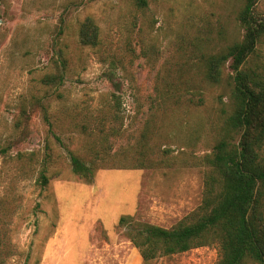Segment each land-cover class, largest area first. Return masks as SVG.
<instances>
[{"label":"rangeland","instance_id":"1","mask_svg":"<svg viewBox=\"0 0 264 264\" xmlns=\"http://www.w3.org/2000/svg\"><path fill=\"white\" fill-rule=\"evenodd\" d=\"M244 2H0V264H144L121 216L171 228L199 208L232 75L228 64L211 83L203 58L243 38ZM255 12L264 16V0ZM87 17L100 27L95 47L80 42ZM257 64L264 73V39ZM146 135L156 167L100 168L92 182L72 171L71 153L90 161L93 145L124 152ZM219 257L211 244L152 264Z\"/></svg>","mask_w":264,"mask_h":264},{"label":"trees","instance_id":"2","mask_svg":"<svg viewBox=\"0 0 264 264\" xmlns=\"http://www.w3.org/2000/svg\"><path fill=\"white\" fill-rule=\"evenodd\" d=\"M2 0H0L1 2ZM258 0H245L238 15L245 33L240 41L219 53L203 58L204 77L221 83L226 66L232 69L229 114L211 153L204 157L203 200L187 219L171 228L124 215L119 227L139 250L144 264L161 257L217 244L216 264H264V73L261 65L248 66L264 39V16L255 12ZM80 42L95 47L100 43V27L92 17L80 26ZM57 82L54 75L45 79ZM172 91L177 102L184 97ZM189 90L185 91V94ZM167 152V151H166ZM90 161L71 153L72 171L92 182L100 168H153L161 164L150 136L124 152H109L93 145ZM42 185L49 177L41 174Z\"/></svg>","mask_w":264,"mask_h":264}]
</instances>
